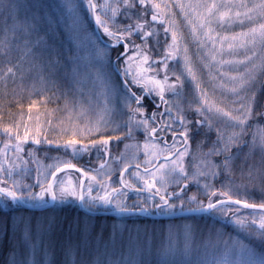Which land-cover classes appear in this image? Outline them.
I'll list each match as a JSON object with an SVG mask.
<instances>
[{
  "label": "rangeland",
  "instance_id": "1",
  "mask_svg": "<svg viewBox=\"0 0 264 264\" xmlns=\"http://www.w3.org/2000/svg\"><path fill=\"white\" fill-rule=\"evenodd\" d=\"M184 1L188 2L187 8H185ZM224 1L228 0H175L172 6H166L161 9L162 12L165 13V17L167 19L164 27L171 29V31L167 33V39L169 41L166 46L165 54L171 50L169 45L172 43V31H176L179 37L177 41L178 51L173 54L172 59L167 61L168 70L170 69L173 73V76L176 78L177 76L181 77V84L183 86L179 87L178 95L168 100V104L165 107L164 112L161 113L163 124H170L172 125V128L168 131L158 132V136H166V139L164 140L167 141L168 146H171V151L173 153H175L177 150H184V147L181 148L183 143L180 136L176 137V142L173 146L172 133L173 130L175 131L176 128L179 127L178 120H176L178 110L181 114L185 115L187 121V115L189 113H195V108L198 106L197 101L202 99L201 91L206 93V99L209 101V104L205 107L203 114L198 115V118L199 121L206 120L210 122L212 126L210 129L209 123L201 124L203 128L207 130L208 134H211L209 135V147L206 148V151L204 148L201 150L200 146L198 147V150H193V148L190 149L188 147L187 154L182 160L183 166L188 175V179H180L179 184L169 183L166 186V191L169 195H171L176 190H180L184 184L193 186V189L190 191V193L188 192L183 197H181L185 201V210H180L178 208L173 213L186 211L187 208L198 207L197 204L188 203L187 197L193 194H196L199 201L203 202L204 204L207 203L206 200H208V197L203 195V186L205 184H211L215 190L230 191V193L234 192V190L238 191L239 189H242L245 178H255L257 175L259 176V170L257 167H254L253 169L249 167L248 170H245L244 168H246V164H259L261 163V157H264V154L260 152L258 147L257 149L250 151L252 134L258 132V130H264V112L259 114L255 111L256 93L259 91V84L263 74L262 72H264V41H262L260 36V26L264 25V23H262L264 20V14H260L259 19L255 23L254 18L256 13L254 14L250 12L249 14L253 15H250L246 18H237L235 13H241L242 8L240 6L236 7L237 10L232 14L227 8L220 7L219 12H227L228 15L224 17L223 21L219 19V12L213 18L211 24V28L213 29L212 35L215 39V44L213 45L212 42L207 41L204 37V32L207 31V29L199 28V22L196 16L197 13L204 14V5L211 4L213 2L221 5V2ZM100 2L101 3L99 4V7L101 6V10H99L98 13L112 14V0H100ZM160 2L163 4L165 0H160ZM75 4L76 7H78L77 3ZM106 5H110L111 7ZM181 5H184V7L181 8ZM189 5H199V7L193 9L192 7H189ZM66 6L69 5L67 4ZM173 6L177 7V9L173 10ZM76 7H74L73 10ZM89 14L93 20L91 11H89ZM189 21H191V23H189ZM193 24L197 25L195 35H193L192 32ZM106 25L110 29V21H106ZM252 29H256L257 31L253 34L251 32ZM110 30L113 31L112 29ZM242 32L248 33V35L241 37L239 34ZM233 36L237 37V39L233 40ZM98 39L100 40L99 37ZM98 39L97 37L94 38L95 41ZM229 45L232 46L229 47ZM91 46L92 45L87 46L78 44L76 50V61L68 68L64 66V76L62 75V77L67 79L68 83L66 82L65 84L71 86V89L69 90L71 93H69V95L74 97L76 100L74 105L70 108H67L66 103L64 107L60 108L57 112H49L46 114L45 112L39 111L40 113L36 114V119H40V122L37 121L33 124L29 118L31 116H28L25 124L19 125L17 123H13L10 128L16 129L17 126H19L18 131L20 136L24 135L25 128H27L29 130V139L25 143H34L35 139H39L41 143H48L47 141H51L49 144H59L64 147L66 142L73 138L82 139L83 143L87 144V129L94 128L98 122L101 124L107 123L108 131L106 134L112 136L111 142L115 141L117 143V140L125 141L118 152L114 154L111 153L112 155H109L107 162L99 163V165H101L100 170L93 172L85 171L88 177L86 181L88 183L85 182L86 184L84 185L85 196L87 197V189L88 186L91 185L93 189V196L98 194L103 195L105 189L111 192V189L115 188L119 189L122 193L118 199L126 200V202L130 205L137 202L143 203L150 194L147 191L135 192V199L129 202L128 196L130 193H132L130 188L133 187L124 188L120 180V174L125 168L139 164V169L133 168L129 172L125 173L122 180L125 183L133 185L135 189L142 188L143 183L137 176V173L139 172L142 175V168L153 167V165H155L160 158L168 155V150L165 149L163 141H158L157 148L150 151L152 153L160 152V155L155 159L153 158L152 154L146 156L145 149L143 147L146 140L140 141L137 140L136 137V131H143L142 127L139 130L133 127L131 138L126 137L128 129L125 128L124 125L129 123L130 113L129 109L124 106L123 98L129 93H134L132 88L133 86L142 89L143 94H148L151 96V98H155L157 95V90L151 80L155 78L154 76L156 75V72L150 76L146 75L144 73L145 71L141 72L140 69H145V67L140 63L138 57H134L131 64L128 62L129 59L124 64V71H122V74L117 73L115 70V64L111 60L109 54L110 50L106 48L108 46L105 47L103 45L96 50L92 49ZM124 49H128L127 44H124ZM185 49L187 51H185ZM1 51H4V49ZM186 56L190 60L191 67L195 73V81H193L192 78L188 76L187 71L185 70ZM253 69L254 71H252L251 78L248 79L244 89L240 90L237 87V82L233 81L231 77H238L242 74L246 75L249 70ZM134 76H137V78L140 80V83L132 82ZM59 77L60 75L57 73H51L45 76V78ZM117 77L118 79L120 77L123 83L120 79L118 80ZM49 82L50 80H48V83ZM29 83L30 84L27 83V85H12L8 90H5L6 97L20 100L31 93V85L48 87L46 80H44L42 83H39L36 81V79L32 80L31 78ZM128 86L130 88H128ZM233 88H237L239 95L232 91ZM52 97H57V99L62 98L60 95L58 96L55 93ZM46 102L48 103V100H46ZM160 102L161 100L159 97V103ZM134 103L135 101H132V108ZM241 103L249 106L252 110L248 121V134L244 137V140L248 141L249 143L244 144L243 142H237L235 145L231 146L230 152L225 154L235 157L232 162V172L230 176L222 174L213 180L207 175H196L197 173L208 172L210 170L209 162L220 164L224 160L223 155H208V153L213 148L214 142L217 139V129L222 130L225 136H227L232 131L231 127H229V118L223 115V113L231 112L233 115L238 114L236 109L240 107ZM37 104V102L34 103L36 106ZM208 108H211L212 110L209 111ZM216 108H219L222 111L217 113ZM32 109L34 108H30L27 111V114L31 112ZM168 109H171L170 113L168 112ZM139 119V116L134 117L131 121V124L135 125ZM117 126H119L118 130L113 131V129H116ZM37 130H39L38 134ZM184 130L185 126L180 129L179 134ZM73 133H75V136H73ZM15 135V131L12 133L11 139H9V136L7 135L9 141H16ZM92 138H98L95 132L92 133ZM148 142L152 143V141ZM125 145H128L129 147L126 148ZM69 149L77 160H80L84 153H86L84 151L74 153L71 148ZM90 149L95 148H89V151ZM161 149L164 150L160 151ZM20 152L22 153L23 151ZM10 159H13V164H19V167L21 168L18 167L16 169L9 162L8 164L0 163V169H2L0 170V174L5 175L9 182H16V185L19 188L25 190V194H27V192H32L34 188L33 183L30 185L27 182L28 172L30 173L28 170L29 163H27L24 157L18 154H15V156L12 155ZM149 160L152 161V164L146 163V161ZM65 163L71 164L72 162H70L69 158L65 159L64 156H60L59 159L54 158L47 164L40 165L38 163L36 167L39 169L36 173L39 177L38 181L40 184H42L44 187L47 186V182L50 181L52 176L51 174L57 169V167H61ZM164 163L165 161H162L159 164ZM172 166L173 165L171 163L168 164V168H171ZM247 171L249 173H247ZM9 172L11 173L10 176L8 175ZM242 172L243 175L241 174ZM261 174L262 176L264 175V173ZM91 177H96V180H91ZM169 179H177V177L172 176L169 177ZM256 180L259 179L257 178ZM69 181H71L72 185L77 186V189L79 190L76 178H73L70 175H62L60 178H56L54 183V190L57 192V195L59 193L60 187L67 186ZM197 182L199 187L197 186ZM222 183L224 185L223 188L221 187ZM249 184L253 185L251 181ZM39 191L40 187L38 186V192ZM161 194H163V191ZM69 197L74 200L76 198L71 196ZM156 198L159 199L158 196ZM61 200L62 199H57L56 201L57 203L59 202L58 204H61ZM63 202L67 203L68 201ZM12 203L17 204V202ZM48 203L49 202L43 204H34L32 202L29 205L43 206ZM175 203L179 204V200H175ZM151 205L152 201L149 200L147 206L150 208V211L141 212L137 215L145 217L157 215L156 213L154 214L152 212ZM83 207L85 209L87 208L85 205H83ZM95 209L103 210L101 212H113L107 206H100ZM159 213L163 214L160 211ZM226 213H228V211ZM115 214L120 216L117 213ZM261 217H264V215L252 214L248 216H240L238 218L246 220L252 219L251 221L255 220L256 224H259ZM185 225L191 227V225L188 223H185ZM182 240L183 237H181V243L178 245L179 250L174 253L180 262L182 261L183 256H186V254H184L182 251ZM240 245L250 249L257 256L264 255V248L253 247L250 244L245 243V241L238 239L237 236H232L231 239L223 241L221 244L216 243L214 249H203L201 251L200 257L205 254L206 256L202 259H199L198 262L197 259H195V263L215 264V261L220 258L221 254L227 247H231L233 249L229 259L234 260L236 258L235 251ZM118 255L127 256L128 252L120 250Z\"/></svg>",
  "mask_w": 264,
  "mask_h": 264
},
{
  "label": "trees",
  "instance_id": "2",
  "mask_svg": "<svg viewBox=\"0 0 264 264\" xmlns=\"http://www.w3.org/2000/svg\"><path fill=\"white\" fill-rule=\"evenodd\" d=\"M174 1L175 0H165V2L161 4L162 2H160V0H151L152 3L160 4L161 9L166 6H172ZM74 2L77 3L78 7H76ZM88 2L89 0H16L19 7L12 15H18L21 21L25 17L29 19L35 17L38 22V31H32L30 34L26 33L18 24L15 25V32L13 33V19L7 12L0 9V13H2L0 14V39H3L5 32H7L10 41L8 49L0 45V163L8 164L9 162L17 169L19 164H13V159H10V157L12 155L15 156V154L24 157L27 163H29L28 170L30 173L28 172L27 182L30 185L33 183L34 188L32 192H38L37 182L39 177L36 173L39 169L36 167L38 163L40 165L47 164L54 158L59 159L60 156H64L65 159H70V162H72L71 164L83 171H98L101 168L99 163L107 162L109 155L118 152L125 141L117 140V143L115 141L110 142L107 150L103 148H100L102 150L97 148L90 149V151L88 150L84 153L80 160H77L69 148L46 142L41 144H34L32 142L22 144L21 147L23 152H18L15 150L17 141H9L8 136L4 133V129L6 127L10 128L13 123L19 125L25 124L28 116H31L30 120L33 124L37 121L40 122V119H36V114L40 113L39 111L45 112L46 114L49 112H57L60 108L64 107L66 103L67 108L74 105L76 100L69 95V93H71L69 91L71 86L65 84L67 79H64L65 77H62V75L64 76V66L68 68L76 61L78 44L87 46L92 45L91 48L96 50L103 45L105 47L108 46L105 44L108 43L109 46L106 48L110 50L109 54L111 60L118 69L117 73L120 74L124 71L123 66L129 57H138L140 61L142 60V56H138L137 49L133 48L131 43L126 40H121L117 43L116 39L108 36L104 32L103 27L96 22V17L101 15V20L105 22L110 21V29L116 32V30L121 27L120 21L124 19L122 15L124 12L122 0H112V7H116L118 3L120 5L117 15L114 18L113 14L98 13V11L101 10V6L99 7L101 3L100 0H91V3L96 5L95 8H90ZM260 2L261 0H228L221 2V5H228V7L225 8L231 11V14L237 10L236 7L240 6L242 8L241 18L253 15L249 14L250 12L256 13L254 18L256 23L259 19V15L262 13L261 10L255 8L254 5ZM184 3L185 8H187L188 2L184 1ZM67 4L69 6H66ZM74 7L76 8L73 10ZM172 9L176 10L177 7L173 6ZM89 11H91V15H93V20L90 17ZM151 15L152 11L150 10L147 16L149 21H151ZM166 22L167 19L163 12L161 19L157 22H153L152 28L146 29L149 31L154 30L158 35L150 37L147 45L140 49V51L149 56L148 63L142 64L145 67L144 73L150 76L156 72L154 77L157 79H163L165 74L162 65L158 64L157 61H160L166 55V46L169 41L167 39L168 34L166 35L164 31ZM262 23H264V20ZM14 36L15 38H13ZM95 37H97V39L99 37L100 40L98 39L95 41ZM131 40L135 41L137 45L141 44V39L135 35L131 37ZM124 44H127V50L124 49ZM2 49H4V51H1ZM8 68H12V74L7 73ZM51 73H57L60 77L45 78V76ZM262 73L259 91L256 93L255 104V111L259 114L264 112V72ZM168 77L169 83L176 81V77L173 76L170 69L168 70ZM31 78L32 80L36 79L39 83L46 80L48 87L31 85V93L20 100L6 97V89L8 90L14 84H30L29 80ZM48 80H50L49 83ZM132 88L137 96L143 97L144 114L151 115L152 112L157 113L154 126L159 128L160 124H163L161 113L164 112L167 105L164 103V108H157L155 102L158 103L159 101L158 95L151 99L148 95L143 96L142 89L134 86ZM178 91L179 88L177 89V92ZM54 93L58 96L60 95L62 98L57 99V97H52ZM175 96L176 95H173L171 91L166 90V101ZM46 100H48V103ZM35 102L38 103L37 106L34 105ZM137 106L138 105L134 103L133 108ZM32 107L34 109L29 112L30 114H27V111ZM188 121L191 123H188ZM197 121H199V118L195 113H189L187 115L185 127L188 129V147L190 149L193 148V150H198L200 146L201 150L204 148L206 151V148L209 147V135L211 134H208L207 130L203 128L201 124H198ZM178 124L180 125L179 121ZM136 137L137 140L140 141H145L147 139L144 131H136ZM5 144L9 146L5 148ZM249 167L252 169L257 167L259 176L257 175L255 178H245L243 181V188L238 191L234 190V192L231 193L232 198L246 200L253 204L264 203V175L262 176L261 174L264 173V157H261V163H248L244 169L248 170ZM247 173L249 172L247 171ZM62 175H70L76 178L78 187L80 186L81 176L78 172L65 171L61 173L57 179ZM257 178L259 180H256ZM250 181L254 186L249 184ZM4 186L12 188L13 183L9 182L5 175L0 174V187ZM192 189L193 186H189V188L186 189V193H190ZM130 190H135V188H130ZM180 190H176L175 192L179 193ZM49 196L50 195L47 194L45 196L47 202H49ZM135 197V192L130 193L128 201L131 202ZM216 199L226 198L214 197L213 201L215 202ZM62 200L68 202L64 203ZM62 200L60 201L61 204H58L59 202L57 203L56 201L54 206L47 210L33 211L25 207V205L32 203V200L13 204L9 202L8 198L0 197V258L7 257L13 245L21 251L24 250V244L21 240V230L17 227V223L21 217L31 218L34 231L37 220L41 223V235L39 237L33 236L32 242L38 244L36 259L38 261H44V264H60V262L64 260V251L70 245L74 249L76 245H80L79 249H75L78 261L81 259L88 261L93 259L97 254L104 255L105 253L111 255L113 258L121 257L122 255H118L120 250L128 252L127 257L132 258L135 255V247L129 246V249H122V238L127 240L130 235L135 237L138 231L141 238H143L145 233L150 235L154 234L159 238L161 232L168 227H182L185 223L190 224L193 228L194 236L191 251L186 254V256H183L181 262L175 254L166 257L167 264H197L195 263V259H197L198 262L199 259L206 256L205 254L200 257L203 249H214L216 243L221 244L223 241L231 239L232 236H237L238 239L245 241V243L253 247L264 248V243L257 237L259 224L255 223L251 227L244 228L236 223V220L240 216L252 214L264 215V213L246 210L234 205H225L222 210H213L205 215L175 220H160L154 217H145L137 214L91 216L81 210L77 197L75 200L70 197ZM173 202H175V200ZM206 202H208V200H206ZM156 203H159V199L157 198ZM206 204L207 203H205V205ZM86 209L93 212L103 211L99 209H89L88 207ZM227 211L228 213H226ZM152 212L155 214L154 209H152ZM251 220L252 219H248V221ZM20 227L22 228V225ZM113 235L116 243H108L109 237ZM100 236H103V241L97 243ZM45 249H47V256H45ZM149 259L151 261H159L160 258L158 256H151Z\"/></svg>",
  "mask_w": 264,
  "mask_h": 264
},
{
  "label": "snow or ice",
  "instance_id": "3",
  "mask_svg": "<svg viewBox=\"0 0 264 264\" xmlns=\"http://www.w3.org/2000/svg\"><path fill=\"white\" fill-rule=\"evenodd\" d=\"M122 4L124 7L123 21H120L121 27L117 29L116 32H113L109 29L106 25V22L101 20L99 16L96 17V22L98 25L103 27L104 32L110 36L114 37L119 43L121 40H126L127 42L132 44V47L137 49L138 56H142V60L140 61L141 64H147L149 61V56L144 52L140 51V49L147 45L148 39L150 37L158 35L154 30L149 31L146 29H150L153 27V22H157L161 19L163 12L161 11V5L158 3H152L151 0H122ZM111 7L110 5H106ZM119 3L116 7H112V14L113 18L116 17L117 12L119 10ZM19 5L16 3V0H0V9H3L4 12H7L14 21V27L12 29L13 33L15 32V25H19L24 29L26 33H31L32 31H38V22L36 21L35 17L29 19L25 17L22 21L19 20L18 15L13 16L12 14L18 9ZM89 7L95 8L96 5L91 3L89 0ZM181 8L184 5L180 6ZM195 9L199 7V5L192 6ZM220 7H228V5H218L217 3L213 2L211 4L204 5L205 12L204 14L197 13V20L198 26L201 29H207L204 32V37L207 41L212 42L213 45L215 44V39L212 35L213 29L211 28L212 20L219 12ZM255 8L261 10V13L264 14V0L257 5H254ZM152 11L151 21L147 19L149 11ZM131 13V14H129ZM2 14V13H0ZM228 15L227 12H219V19L221 21L224 20V17ZM246 15V13H245ZM235 16L239 18L241 16L240 12H236ZM191 23V21H189ZM197 25L193 24L192 32L193 35L196 33ZM165 34L171 29L165 28ZM257 30L252 29L251 32L254 34ZM135 35L141 39V44L137 45L135 41L131 40V37ZM241 37L247 36L248 33H240ZM260 36L262 41H264V25L260 26ZM15 38V36L13 37ZM254 38V37H253ZM179 37L176 31H172V43L169 45L171 49L166 55L160 60L157 61L158 64H161L164 69V77L163 79L153 78L151 82L154 84L157 95L160 97L161 102L167 105L168 101L165 100V92L171 91L173 95H178L177 89L182 87L181 84V77L177 76L176 81L169 83L168 77V63L167 61L173 58V54L178 51V41ZM233 40L237 39V37L233 36ZM39 42V41H37ZM158 43V41H157ZM0 45H3L5 49L9 48L10 41L8 39L7 32H5L3 39H0ZM232 45H229L231 47ZM185 51H187L185 49ZM132 57H129V63L132 62ZM145 69L141 68L140 71L143 72ZM185 70L187 71L188 76L192 78L193 81L196 80L195 73L191 67V62L188 57H185ZM252 71L249 70L246 75L242 74L238 77H231L233 81L237 82V87L240 90H243L245 85L248 82V79L252 76ZM7 73L12 74V68L7 69ZM127 74V72H126ZM133 83H140V80L137 76L133 77ZM198 86V85H197ZM232 91L239 95L237 92V88H233ZM201 100L197 101V107L195 108L196 115H202L205 111V107L209 104V101L206 99V93L201 91ZM132 101H135L136 105L135 108L131 107ZM143 98L137 96L135 93H129L123 98L124 106L129 109V123L125 124L124 127L128 129L126 133L127 138H131L133 127L139 130L141 127L143 128L144 134L146 136V141L143 145L145 149V155H153L155 159L160 155V152L152 153L150 150L157 148V142L163 141L165 145V149L168 150V155L164 157L165 163L164 164H156L153 167H145L143 174L141 175L139 172L137 176L143 183L142 188H136L137 192H145L147 191L150 195L144 200L143 203H133L128 204L126 200L118 199V197L122 194L119 189L112 188L111 192L105 189L103 195H92V187L91 185L88 186L87 189V197L85 196L83 181L79 186V190L77 186L72 185L71 181H69L67 186H62L59 189V196L57 192L54 190V183H55V176L57 172L62 171L60 167H57L56 172H53L51 175L53 177L52 181L47 182V187H44L40 182H37V186L40 187L39 192H27L25 194V190L19 188L16 185V182L13 183V187H0V197L8 198L9 202H23L27 200H32L34 204H43L47 203L45 200V196L50 195L52 200L55 201L57 199H64L65 197H77L81 203L87 206L89 209H95L100 206H107L111 211L119 214H135L141 212H148L150 208L147 206L148 201H152L151 209L158 210L162 213H173L178 208L180 210H185V201L181 197L186 194L187 184H185L179 193L173 192L169 195L166 191V186L169 183H176L179 184L180 179L187 180L188 175L185 171L183 166L182 160L184 156L187 154L188 150V129L185 127V130L181 132L179 135L182 137V143L184 145V150L180 151L177 150L175 153L171 151V146L167 145V141L164 140V137L158 136V132L168 131L172 128L170 124H163L160 128L153 126L156 123V112H152L151 115H145V109L143 104ZM158 108L159 105H156ZM211 111V108H208ZM222 110L216 108V112L220 113ZM251 108L243 103L240 104V107L236 109L238 114L233 115L231 112H224L223 115L227 116L230 121L229 127H231L232 131L225 136L224 132L220 129H217V139L214 142L213 148L210 150L208 155H223L224 160L220 164H215L212 162L210 163V170L206 173H197L196 175H207L210 176L213 180L219 177L222 174L230 176L232 172V162L235 159L232 155H225L226 153L230 152L231 146L235 145L237 142H243L244 144H248V141L244 140V137L248 134V121L251 115ZM168 112H171V109H168ZM139 116L140 119L136 122L135 125L131 124V121L134 117ZM30 118V117H29ZM176 120L179 121L181 126H185L186 124V117L185 115L181 114L178 110V114ZM188 123H191L188 121ZM198 124L209 123V128L211 129L210 122L204 121H197ZM113 129V131L118 130ZM19 126L16 129H12L6 127L4 129V133L9 136V139L12 138V133L15 131V139L17 141L15 148L16 151L20 152L23 151L21 145L29 139V130L25 128V132L23 136H20L18 131ZM108 126L107 123L101 124L100 122L94 128L87 129V138L88 143H83L82 139H70L64 145L65 148H71L74 153L84 151L87 152L89 148H104L105 150L108 149L110 142L112 141V136L107 135ZM39 130H37L38 134ZM95 132L98 138H92V133ZM75 136V133H73ZM119 139V138H117ZM173 139V146L176 142V133L173 130L172 133ZM148 141H152L149 143ZM51 143V141H47ZM34 143L39 144L41 141L39 139H35ZM9 145L5 144V148ZM125 147H129L125 145ZM259 148L260 152L264 154V130H258V132L252 134V141L250 145V151ZM161 149L160 151H163ZM174 157V158H173ZM171 158V159H170ZM147 164H152V161H146ZM171 163L173 166L168 168V164ZM140 165L137 164L136 168L139 169ZM64 169L75 168V165L70 163H65L63 165ZM214 169V170H211ZM2 170V169H0ZM126 170V169H125ZM222 170V171H221ZM251 170V169H250ZM243 175V172L241 173ZM8 175L10 176L11 173L9 172ZM87 175V173H84ZM175 176L177 179L170 180L169 177ZM91 180L95 181L96 177H91ZM121 183L124 188L134 187L128 183H125L121 180ZM197 186L199 184L197 182ZM103 187V185H102ZM203 195L208 197V202L205 205L203 202L197 199L196 194L187 197L189 204H197L198 207L196 208H187V211L197 212V211H211V210H222L225 205L234 203L235 205H243L245 208L256 209L259 208L264 210V203L259 205L248 203L246 200L236 199L233 201L232 195L230 191H220L215 190L211 184H205L204 186ZM223 188V183L221 184ZM163 191V194H161ZM159 197V203H156V197ZM213 197H225L226 199H216L215 202L213 201ZM174 200H179V204L173 202ZM236 223L244 228L251 227L256 223L255 220L248 221L246 219H237ZM22 225V228L20 227ZM17 227L21 230V240L24 244V250H19L15 245L11 248L7 257L0 258V264H44V261H38L36 259V251L38 250V244L33 243V236L39 237L41 235V223L39 220L36 222L35 231L33 230V222L31 218H24L21 217L17 223ZM181 236L183 237L182 244L183 248L182 251L184 254H188L191 251L192 243H193V231L192 228L188 225H184L182 227H168L166 230H163L157 238L154 234L145 233L143 238H141L139 231L137 232L136 236H129L127 240L122 238L121 240V248L122 249H129V246L135 247V255L132 258H128L127 256H121L117 258H113L111 255L108 254H97L93 259L85 261L83 259L77 260L76 250L79 249L80 245H76L75 249L70 245L64 251V260L60 262V264H167L166 257L176 253L178 249V245L181 243ZM258 239L264 243V217L260 218L259 221V230L257 232ZM103 241V236H100L97 243ZM108 243H115L114 235L109 237ZM233 249L231 247L225 248L224 252L221 254L220 258L215 261V264H264V255L257 256L253 251L247 249L245 246L240 245L235 251V259L230 260L229 256L232 254ZM45 256H47V249H45ZM151 256H158L160 259L159 261H151L149 258Z\"/></svg>",
  "mask_w": 264,
  "mask_h": 264
},
{
  "label": "water",
  "instance_id": "4",
  "mask_svg": "<svg viewBox=\"0 0 264 264\" xmlns=\"http://www.w3.org/2000/svg\"><path fill=\"white\" fill-rule=\"evenodd\" d=\"M101 40H102V38H101ZM103 42H104V41H103ZM105 44L109 46L108 43H105ZM115 70L118 72V69H117L116 66H115ZM128 88H130V87L128 86ZM164 157H165V156H164ZM164 157L160 158V159L157 161L156 164H159L160 162L165 161V160H164ZM170 159H171V158H170ZM156 164H155V165H156ZM60 168L63 169V170L60 171V172H57V173H56L55 181H56V178H57L61 173L65 172V171H76V172H78V173L80 174V176H81V181H83V186L85 185V182H86V179H87V175H84V173H86L85 171H83V170H81V169H79V168H77V167H75V168H69V169H64L63 166H61ZM127 169H128V168H127ZM127 169H126V170H127ZM126 170H125V171H126ZM142 170L144 171V168H142ZM125 171H124V172H125ZM54 172H56V170H55ZM124 172H123V174H124ZM123 174H121V176H120V180H122V178H123ZM52 180H53V177L51 176L50 181H52ZM81 181H80V184H81ZM184 185H185V184H184ZM184 185H183V186H184ZM187 185H188V184H187ZM183 186H182V187H183ZM130 191H131V192H137L136 190H130ZM234 200H236V199H233V201H234ZM55 203H56V200L53 201L52 198H51V196H50V201H49V203L46 204V205H43V206L25 205V207H26L27 209H30V210H33V211H44V210H47V209L51 208L52 206H54ZM248 203H249V202H248ZM227 205H234V206H238V207L244 208V209H246V210H250V211H254V212H263V213H264V210H261V209H259V208H256V209L245 208L243 205H235L234 203H230V204H227ZM257 205H259V204H257ZM79 206H80V208H81V210H82L83 212H85L86 214L91 215V216H114V215H116L115 212H93V211H89V210H87V209H85V208L83 207V204L81 203L80 200H79ZM211 211H213V210H211ZM211 211H197V212H192V211H187V210H186V211H181V212H177V213H169V214L163 213V214H161V213H159L158 210H155V213H156L157 215H155V216H151V217H154V218H157V219H160V220H175V219L187 218V217H191V216L205 215V214L210 213ZM135 214H139V213H135Z\"/></svg>",
  "mask_w": 264,
  "mask_h": 264
},
{
  "label": "flooded vegetation",
  "instance_id": "5",
  "mask_svg": "<svg viewBox=\"0 0 264 264\" xmlns=\"http://www.w3.org/2000/svg\"><path fill=\"white\" fill-rule=\"evenodd\" d=\"M144 95H148V94H143V96H144ZM148 96H149V95H148ZM141 97H142V96H141ZM149 97L151 98V96H149ZM142 98H143V97H142ZM151 99H152V98H151ZM155 104H156V105H159L158 108H164V106H165L163 102H160V103H159V101H158V103L155 102ZM162 125H163V124H160L159 128H160ZM183 127H184V126L179 125V127L176 128V130H175V131H176V132H175V133H176V137H177V136H180V135H179V131H180V129H182ZM162 137H164V139H166V136H165V135H162ZM183 147H184V145L181 146V148H183ZM127 168H128V169H127ZM127 168H125V169H127V170L125 171V169H124V170L121 172V174H123L124 171H125L124 174L127 173V172H129V171L132 170L133 168H136V166H130V167H127ZM121 174H120V176H121ZM124 174H123V176H124Z\"/></svg>",
  "mask_w": 264,
  "mask_h": 264
}]
</instances>
